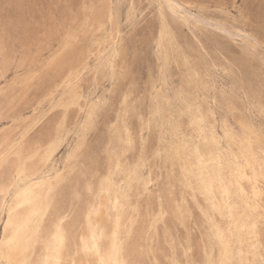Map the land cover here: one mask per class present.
<instances>
[{"label":"clouds","instance_id":"9594fccd","mask_svg":"<svg viewBox=\"0 0 264 264\" xmlns=\"http://www.w3.org/2000/svg\"><path fill=\"white\" fill-rule=\"evenodd\" d=\"M0 264H264V14L0 0Z\"/></svg>","mask_w":264,"mask_h":264},{"label":"rangeland","instance_id":"374dc122","mask_svg":"<svg viewBox=\"0 0 264 264\" xmlns=\"http://www.w3.org/2000/svg\"><path fill=\"white\" fill-rule=\"evenodd\" d=\"M237 3L253 18H259L264 14V4H262V0H237Z\"/></svg>","mask_w":264,"mask_h":264}]
</instances>
